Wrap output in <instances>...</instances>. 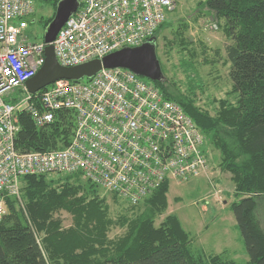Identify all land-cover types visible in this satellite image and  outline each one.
<instances>
[{"label":"built area","instance_id":"1","mask_svg":"<svg viewBox=\"0 0 264 264\" xmlns=\"http://www.w3.org/2000/svg\"><path fill=\"white\" fill-rule=\"evenodd\" d=\"M38 1L0 0V218L8 213L5 196L24 209L21 182L29 176L79 175L132 205L165 183L207 176L205 134L149 79L103 68L89 80H61L28 92L26 82L46 63L48 46L31 40ZM78 1L51 45L64 68L145 45L176 10V0ZM18 90L24 91L21 99L11 96ZM62 110L76 116L68 147L18 152L19 113L46 129Z\"/></svg>","mask_w":264,"mask_h":264},{"label":"trees","instance_id":"2","mask_svg":"<svg viewBox=\"0 0 264 264\" xmlns=\"http://www.w3.org/2000/svg\"><path fill=\"white\" fill-rule=\"evenodd\" d=\"M60 1L38 2L51 4L56 11ZM200 7L232 42L226 52L236 102L217 101V113L212 115L197 105L194 90L174 91L168 79L154 85L186 111L220 152L219 167L230 174L241 197L232 212L250 257L246 264H264V229L257 216L259 198H264V0H207ZM54 17L44 23L45 29ZM185 40L182 37L181 45L193 43ZM17 118L16 149L23 154L66 148L76 130V116L70 110L59 111L46 129H38L26 112ZM21 187L24 209L5 196L8 214L0 220V264H240L222 255L196 253L194 238L177 216H167L157 225L169 207L168 183L140 204L124 202L128 210L117 219L110 214L108 196L79 175L57 180L29 176ZM110 195L115 204L123 202ZM141 208V214L129 216ZM62 212L73 219L70 227L59 217ZM114 228L125 233L112 239Z\"/></svg>","mask_w":264,"mask_h":264},{"label":"rangeland","instance_id":"3","mask_svg":"<svg viewBox=\"0 0 264 264\" xmlns=\"http://www.w3.org/2000/svg\"><path fill=\"white\" fill-rule=\"evenodd\" d=\"M204 1L207 0H176V10L169 15L166 26L157 35V55L165 78L171 81L172 89L181 93L194 90L199 101L197 105L215 115L217 101L236 102V97L231 94L233 86L229 72L232 64L226 52V47L232 42L222 30L216 28L215 22L208 18L207 11L200 7ZM55 12L53 5L37 2L34 23L30 29L32 41L44 40V23L56 15ZM178 33H181V37H177ZM182 37L184 42L190 39L193 43L181 45ZM11 96L21 99L25 95L24 91L18 90ZM205 145L210 167L208 175L186 183L171 182L168 190L169 207L157 225L167 216H177L194 238L193 248L196 253L218 254L246 264L250 257L232 212L233 204L239 202L241 197L236 195L230 174L219 167L220 152L215 150L207 135ZM59 177L50 176L56 180ZM100 191L102 195L108 196L113 218L117 219L120 214L127 212L128 207L123 205L124 201L117 205L107 191ZM143 211L144 208L135 209L130 211L129 216L134 217ZM257 211L264 229V198H259ZM59 217L64 220L65 227L72 225L73 219L66 212H62ZM124 233V229L114 228L110 238L117 239Z\"/></svg>","mask_w":264,"mask_h":264},{"label":"water","instance_id":"4","mask_svg":"<svg viewBox=\"0 0 264 264\" xmlns=\"http://www.w3.org/2000/svg\"><path fill=\"white\" fill-rule=\"evenodd\" d=\"M79 7L78 0H61L58 4L56 15L44 34V42L48 45L45 50L46 63L35 77L26 82V88L30 94L33 95L61 80L72 82L89 80L98 75L103 68L109 70L126 69L134 75L156 83L167 81L157 55L156 38L145 42V45L141 47L126 48L112 53L100 61H90L88 64L77 67H62L56 59L54 48L51 45L57 39V35L64 28L66 22L75 16Z\"/></svg>","mask_w":264,"mask_h":264}]
</instances>
